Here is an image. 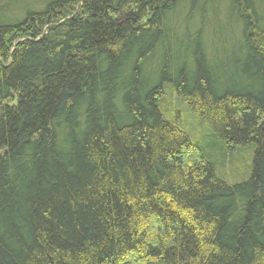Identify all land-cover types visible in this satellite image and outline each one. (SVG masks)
<instances>
[{"label": "trees", "instance_id": "trees-1", "mask_svg": "<svg viewBox=\"0 0 264 264\" xmlns=\"http://www.w3.org/2000/svg\"><path fill=\"white\" fill-rule=\"evenodd\" d=\"M0 264H264V0H0Z\"/></svg>", "mask_w": 264, "mask_h": 264}, {"label": "rangeland", "instance_id": "rangeland-1", "mask_svg": "<svg viewBox=\"0 0 264 264\" xmlns=\"http://www.w3.org/2000/svg\"><path fill=\"white\" fill-rule=\"evenodd\" d=\"M163 90L164 93L160 98L158 106L164 120L181 126L188 133L190 139L194 143L201 144L205 150L211 151L214 147L223 149L221 141L216 139L208 124L200 121L185 106L183 100L175 93L171 84L165 83ZM211 142H213L212 146ZM245 148L238 147V149L233 151L227 150L215 153V160L218 165L217 173L230 184L242 182L249 175L252 150Z\"/></svg>", "mask_w": 264, "mask_h": 264}]
</instances>
